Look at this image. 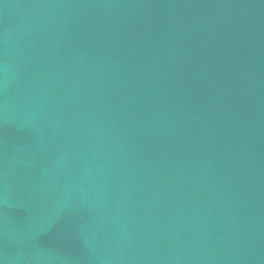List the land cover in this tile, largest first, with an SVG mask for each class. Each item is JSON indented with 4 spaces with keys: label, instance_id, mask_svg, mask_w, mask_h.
Here are the masks:
<instances>
[{
    "label": "water",
    "instance_id": "1",
    "mask_svg": "<svg viewBox=\"0 0 264 264\" xmlns=\"http://www.w3.org/2000/svg\"><path fill=\"white\" fill-rule=\"evenodd\" d=\"M0 264H264V0H0Z\"/></svg>",
    "mask_w": 264,
    "mask_h": 264
}]
</instances>
